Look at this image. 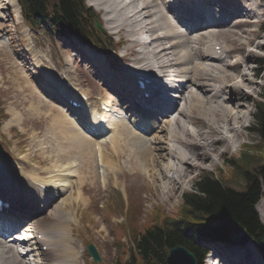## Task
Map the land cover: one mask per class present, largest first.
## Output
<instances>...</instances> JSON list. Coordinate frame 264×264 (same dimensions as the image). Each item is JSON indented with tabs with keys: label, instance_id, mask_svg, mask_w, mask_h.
I'll return each instance as SVG.
<instances>
[{
	"label": "bare ground",
	"instance_id": "obj_1",
	"mask_svg": "<svg viewBox=\"0 0 264 264\" xmlns=\"http://www.w3.org/2000/svg\"><path fill=\"white\" fill-rule=\"evenodd\" d=\"M243 2H237V0H224V2L218 0H87L90 7L102 12H100L102 25L109 37L119 36L116 33L124 35L119 37L124 38L128 46L126 45L127 48H124L125 52L121 56L123 59L126 54L132 56L125 61V68L133 58V54L127 49L133 50L135 47V58L131 60L130 69L124 71L125 68H123L115 73L113 70L112 72L103 68L105 65L102 60L103 55L92 49L87 51L90 62L97 63L98 66L95 67L97 71L102 70L104 74L102 79L109 85L108 88L111 86L117 92H122L127 102L122 103V106L127 105L123 111L128 114L129 124L137 125L138 132L128 129L126 124L121 122L123 125L120 131L124 139L120 141L119 132L112 118H109V114L107 131L103 128L99 129L101 126L92 118L91 108L84 105V108L79 110V114L61 121L60 126H63L64 122L70 124L68 131L70 134L67 133L65 140L62 137L64 142L66 141L70 146L74 145L77 151L87 152L90 142L86 140L82 132H107V137L110 139L109 145L104 141L106 134L97 138L90 135L89 138L96 140L94 145L97 151L96 157L101 158V165L105 166L106 173L108 169L112 170L116 167L112 170L114 175L119 174L121 170L117 167L115 160L109 159L104 148L109 146L108 153L115 159L119 153V146L129 142L127 150L131 168L144 169L142 160L146 158L145 168L151 166L150 170L146 169L148 171V173L145 172L148 175L146 180L152 183L164 181L166 185L170 182L181 185L190 177L191 169L197 166L205 167L206 162L209 163L208 166H214L218 160L217 156L222 155L220 146L225 147L226 150H234L240 145V132L248 112V105L239 103L240 96L245 94L248 97V94L254 93L253 86L256 81L248 73V61L254 53L252 48L264 47V35H260L257 32L258 29H253L257 21V24H260V30L264 28V22L258 20L261 11L256 3L254 5L250 0ZM10 4L18 7L16 0H10ZM42 28L51 32V29L45 26ZM1 30L3 27H0ZM227 41L238 45V50L241 51L235 59L232 58V49H227L223 45ZM215 44L221 45L222 51L219 57H216L218 55L213 50ZM51 70L53 71L52 68ZM254 70L256 69L253 68ZM139 75L155 82L161 79L162 87L168 92L172 91L169 101L163 97L160 98L161 100L136 97V93L141 92L137 84V79L141 78ZM47 82H51L49 77L42 80L38 88L45 89L48 93L53 92ZM120 83L124 87L120 86ZM112 95L117 97L116 93ZM122 96L107 100V95L103 92L99 102L107 103L112 108V110L108 109L109 112L110 110L113 112V108L119 109L118 102L123 100ZM57 100L61 102L59 98ZM128 110L135 116H130ZM157 111L160 116L156 115ZM76 124L82 132L76 129ZM149 136H151L149 141L151 146L148 147L142 139H147ZM154 143L158 145L157 149ZM233 152L236 153V151ZM23 158L27 159L25 156ZM164 161L167 162L164 163ZM64 166L66 165L60 166L61 170L67 168ZM37 171L36 174L41 173L40 170ZM52 175L54 174L42 177V180L33 175H22L16 172L11 175L10 170L0 159V195L9 199L17 208L11 217L8 216L9 214L0 213V264H38L37 260H34L36 256L33 254L34 251H39L37 253L39 256L48 255L44 264H78L77 258L82 248L77 249V245L74 246L73 243L65 241L71 229L80 224L74 216L63 218L64 220L59 217L66 203L65 199L55 207L54 211L49 209L56 199L60 198L57 197L67 190L66 176L69 173L56 180H45ZM34 183L44 185L47 187L46 191L39 190L33 186ZM258 209L261 220L264 222V195L258 203ZM31 216L33 218L29 222L31 227L28 226L25 229L24 237H17L16 235L22 232L16 228ZM53 216L60 218L59 221L52 222ZM7 225L10 227L7 228ZM37 234H41V237L32 241ZM45 244L47 249L43 251L42 246ZM253 247L249 240L241 244L231 243L228 248L229 253L223 255V259L219 255V260L222 263H227L226 260H228L227 264H239L230 255L235 252L233 250L235 248L237 250L235 256L242 263L258 264L259 259L254 255ZM213 256L212 259H214ZM212 261L215 262V260ZM214 262L206 260L204 264H217ZM260 263L264 264L262 261Z\"/></svg>",
	"mask_w": 264,
	"mask_h": 264
},
{
	"label": "rangeland",
	"instance_id": "obj_2",
	"mask_svg": "<svg viewBox=\"0 0 264 264\" xmlns=\"http://www.w3.org/2000/svg\"><path fill=\"white\" fill-rule=\"evenodd\" d=\"M85 1L86 4L89 5L87 0ZM218 1L224 2V0ZM239 1L244 3V0H237V2ZM250 1L254 5L255 3L258 5L261 11L258 20L263 22L264 4L262 0ZM0 6H2L0 10V14L2 15L0 16V27H3V30L0 31V105L1 108L5 110L7 118L0 120V159L4 166L10 170L11 175L16 172L22 175H33V177L42 180V177L54 174L45 180H56L66 173H69V175L66 176L68 179L67 190L57 197L60 198L56 199L53 206L49 209L54 211L55 207L65 199L66 203L59 217L64 220L63 218L74 216L78 224H80L71 229L69 232L70 234H66L65 241L73 243L74 246L77 245V248H82L81 253L78 255V264H113L116 259H126L128 257L127 252L132 245L131 239L129 238V230L126 231L128 226L137 223L144 225L145 223H142L143 221H147L149 224L152 223L149 210L156 206H161L164 212L172 214L181 202V194L184 191L193 189V182L197 180L202 172H214L212 174L220 176L222 170L225 176L228 174L230 175L231 173H228V167L232 166L228 161L230 158H233L231 162L237 166V169H256L255 166H258V170H252L253 172H249L248 176L257 177L259 172H263L264 143L259 140L258 134L252 131V129L257 127L252 114H256V103L264 95V65L259 64L260 62L258 61V59L264 56V47L251 49L254 53L252 57L249 58V68H247V70L248 73L252 75L251 77L256 80L253 86L254 93L248 94V97L245 94H243V96L241 95V100L239 101V103H246L248 105V112H246L247 116L243 122L244 126L239 137V144H244L245 146L241 145L240 147H236V150H226L225 147L220 146L219 149H221L222 157L217 156L218 160H216L214 166H208L209 163L206 162L204 163L205 167L197 166L191 169L189 173L190 177L182 182L181 185L175 183V187L173 182L166 185L164 181L160 183L155 181L152 183L146 180V176H148V171H146V169H151V166L145 168L146 158L142 160L144 169L139 167L131 168L130 155L127 150L129 142L128 144H121L119 146V153H117V158L115 159L108 153L109 146H106V149L104 148L109 159L115 160L118 164L117 167L121 170V172L116 175L112 172L116 167L112 170L108 169L106 173L107 170L105 166L98 163V156L96 157L97 151H95L94 148L96 140H92L86 133H83L78 127L79 125L76 124V129L81 131L86 140L90 142V148L87 152L77 151L74 145L70 146L66 141L64 142L66 137L70 134L68 132L70 124L64 122L63 126H60L61 121H66L67 117H72L76 114L74 115L72 112H66L63 108L64 106H62V102L58 100L55 101L45 89H43L44 93L38 88L40 82L49 77L51 85H54L52 81L54 77H56L59 79L60 85H63L60 74L66 71L69 78L83 88L94 104L102 97L101 95H103V92L108 95L106 97L107 100L114 99L112 93H115L116 90L112 89L111 86L108 88V84H106L107 87L103 86L104 84L100 77L95 75L97 72L90 64L89 57H87L89 53L85 47L78 44L75 40H68L65 37L55 36L47 29L34 28L35 30H29L22 22L19 5L18 7L12 6L10 0H0ZM91 8L99 15L100 26L102 28L101 11L99 12L92 6ZM257 22L253 25V29H258L257 32L260 35H264V28L260 30V24H257ZM103 33L108 37V32L104 27ZM116 34L124 37V35ZM111 36L112 37L108 38L113 42L112 48L115 51L112 52L113 50H111L109 57H105L101 52L100 54L103 55L102 60H104V64H106L105 62L112 64L113 70L120 71L119 69L125 68V61L132 56L126 54L123 59L121 55L125 52L124 48H127L128 43L126 44L125 39L122 37L116 35ZM261 41H263V39ZM223 45L227 49H232L233 59L238 57L241 52L238 50V45L230 41L225 42ZM131 49L127 50L133 54L131 60H134L136 50H134L135 47L133 50ZM116 57H118V59H116ZM131 60L128 63V67L123 69L124 71L130 69ZM117 62H119V64ZM42 64L45 65L42 67ZM253 68L256 70L253 71ZM57 86L58 85H56V88ZM245 97L246 99H244ZM118 103L119 109L116 107L113 108V112L110 114L113 123L116 125V130L119 132V140L123 141L124 136L120 131L123 125L122 123H125L128 129H132V124H129L128 114L123 111L127 106H122L123 102ZM128 112L130 116H135L132 111L128 110ZM73 126L75 127L74 124ZM150 139L151 136L147 137V139H142L148 147L151 146L149 145ZM152 139L154 138L152 137ZM104 141L108 145L110 144V142H108L110 141L109 137L105 138ZM247 143L258 144L259 150L257 149L251 152L252 157L248 162H242L237 159V157L240 151L248 148L247 146H251L247 145ZM154 145L157 149L158 145L156 143H154ZM152 151H154V149ZM233 151H236V153ZM22 155L27 158V163L24 162L25 158L23 160L21 159ZM162 162L163 161H161V163ZM166 162L167 161H164V163ZM154 164L156 165L155 162ZM33 165L38 167L37 170L41 171V173L39 172L40 174H36L38 171L31 167ZM63 165H66L64 167L67 168H62L61 170ZM74 165H76V167ZM219 166L221 167L218 168ZM243 175L244 174H241V176ZM243 178H240V180L236 182V180L231 181L229 178L223 180L221 177L223 180L222 184L235 191L244 189L246 180H243ZM122 183L123 185L125 184V186H123ZM123 187L125 194L123 192ZM33 194L34 193H32V195ZM263 195L264 191L262 192V196ZM258 203L256 204V209L259 219L262 222ZM126 207H128V209H126ZM27 219L28 220L25 221L30 222L33 218L31 216ZM59 219L53 216L52 222L59 221ZM262 223L264 224V222ZM23 225V223L20 224L16 229L23 227ZM9 227L10 225H7V228ZM39 229L40 227L38 230ZM117 240L124 244V249H120ZM248 240L249 239L245 242ZM88 242L93 243L97 248L100 261L93 262L85 250L86 243ZM231 243V240H227L214 245L210 244L208 245V249H210L212 253L213 251L216 254L222 253L220 255L221 259H223V255L229 253L228 248ZM233 250L235 252L230 253V255L234 257L239 264H248L245 262L242 263V261L235 256L237 250L235 248H233ZM253 251H255V249ZM34 252L33 254H36L34 260H37L38 264H44L48 255L39 256V254H37L39 251ZM219 259L220 257H215V262H213L217 264L228 263V260H226L227 263H222ZM231 261H233L232 258ZM254 262H256V260H254ZM202 264H204V261Z\"/></svg>",
	"mask_w": 264,
	"mask_h": 264
},
{
	"label": "trees",
	"instance_id": "obj_3",
	"mask_svg": "<svg viewBox=\"0 0 264 264\" xmlns=\"http://www.w3.org/2000/svg\"><path fill=\"white\" fill-rule=\"evenodd\" d=\"M26 25L33 29L45 26L56 34L76 38L106 51L104 37L95 29L94 12L84 0H18ZM264 65V59L261 60ZM256 131L264 141V102L256 103ZM6 114L0 105V120ZM247 157L243 154V159ZM229 163L233 161L230 158ZM245 168L247 172L258 170ZM234 175H230V180ZM245 187L235 191L222 184V179L203 174L195 182V192H185L176 214L152 212L154 221L137 231L132 229L133 246L129 260L115 264H165L167 250L181 244L193 252L201 263L205 248L199 242L223 241L232 233L246 232L264 254V225L258 220L254 204L259 197V183L247 176Z\"/></svg>",
	"mask_w": 264,
	"mask_h": 264
},
{
	"label": "water",
	"instance_id": "obj_4",
	"mask_svg": "<svg viewBox=\"0 0 264 264\" xmlns=\"http://www.w3.org/2000/svg\"><path fill=\"white\" fill-rule=\"evenodd\" d=\"M96 26L99 30H101V27L96 23ZM246 239L245 232H241L237 235H232V240L238 241V242H244ZM88 250L93 255L94 260L98 259L97 253L92 245L88 246ZM166 264H196L195 259L193 258V255L186 250L185 248L181 246H175L169 249L168 255L165 259Z\"/></svg>",
	"mask_w": 264,
	"mask_h": 264
}]
</instances>
